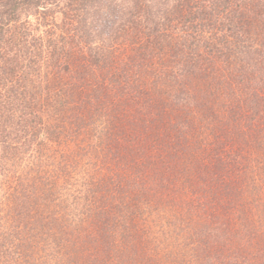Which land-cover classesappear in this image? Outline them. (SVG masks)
Here are the masks:
<instances>
[{"label":"trees","instance_id":"obj_1","mask_svg":"<svg viewBox=\"0 0 264 264\" xmlns=\"http://www.w3.org/2000/svg\"><path fill=\"white\" fill-rule=\"evenodd\" d=\"M264 264V0H0V264Z\"/></svg>","mask_w":264,"mask_h":264},{"label":"rangeland","instance_id":"obj_2","mask_svg":"<svg viewBox=\"0 0 264 264\" xmlns=\"http://www.w3.org/2000/svg\"><path fill=\"white\" fill-rule=\"evenodd\" d=\"M47 264H50V262H48Z\"/></svg>","mask_w":264,"mask_h":264}]
</instances>
